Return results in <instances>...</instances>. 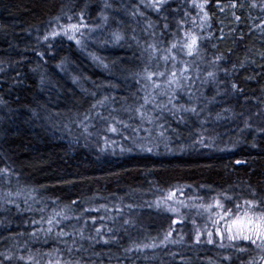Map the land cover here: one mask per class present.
Masks as SVG:
<instances>
[{"label": "trees", "instance_id": "1", "mask_svg": "<svg viewBox=\"0 0 264 264\" xmlns=\"http://www.w3.org/2000/svg\"><path fill=\"white\" fill-rule=\"evenodd\" d=\"M154 2L0 0V264H160L154 248L194 264L159 236L167 213L136 250L32 234L49 220L69 232L61 214L99 229L107 209H153L172 192L231 210L264 201V0ZM192 246L196 264L234 255Z\"/></svg>", "mask_w": 264, "mask_h": 264}, {"label": "rangeland", "instance_id": "2", "mask_svg": "<svg viewBox=\"0 0 264 264\" xmlns=\"http://www.w3.org/2000/svg\"><path fill=\"white\" fill-rule=\"evenodd\" d=\"M170 136V135H169ZM168 136V137H169ZM165 138V137H164ZM185 195L181 196L177 192H172L171 195H168L164 200L160 201L158 207L153 209H137L134 206H127V208L120 207L113 210L112 208L107 209L104 213V216L101 217L102 226L99 229H93L90 227L88 221H84L81 215H72L61 214L58 216L56 224L61 225L64 220L70 221L72 226H70V231L66 232V229H60L56 227L53 230H49L51 224L49 221L44 222L43 228L38 231L33 232V236L38 234L46 235L47 238L44 239L45 242L51 241V235L55 239L63 240L66 238L67 234L75 236L79 244L86 242L87 244H92L100 236V240L104 243L111 244L112 242L118 243L123 247L126 243L132 242L134 249H139V244L142 240L148 241L150 238L156 236L154 233L162 232L163 228L166 227V221L162 219L154 218L156 216H165L167 213L174 218V223L170 225V230L163 232L160 237L165 240L167 236V246L168 247H178L182 257L181 260L187 263H202L205 260H201L196 256L191 258H185V254H195L197 251H201V248L192 246L197 243L198 245H218L221 247L223 244L225 249H228L230 252H233V257H228L226 263L228 264H258L261 259L264 257V251L260 248H257L255 245H251L249 241L242 239H237L229 241L226 236L223 240L221 237L216 234L217 228L223 233L231 220L227 216L223 220L220 219V216L223 214L222 209H219L215 205H210L206 203H198L196 200L198 197L191 196L189 198V203H184ZM223 206V205H222ZM181 209L179 210V208ZM223 208H226L223 206ZM227 209V208H226ZM231 210V209H229ZM233 210V209H232ZM165 211V212H162ZM167 211V212H166ZM177 217V218H176ZM176 219V220H175ZM49 220V219H48ZM218 221V223H214ZM148 226L151 229H148ZM199 226V228H198ZM92 231V232H91ZM208 232H212L213 243L209 244L208 241ZM170 233V235H169ZM107 236H112V238H107ZM197 236H199V242H197ZM106 237V238H104ZM103 238V240H102ZM243 244L251 246L249 249L243 252ZM253 247V248H252ZM143 249V248H142ZM154 254L152 255V262L160 264H169V257L164 254L163 249L154 248ZM55 255V253H48L46 255ZM218 252L213 253V257L210 258V264H219L216 259ZM239 254H241L243 261H241ZM238 255V256H237ZM42 254H38L35 258H38V262H42ZM158 257L160 261H158ZM47 258V257H46ZM222 258L225 259L226 255H222ZM207 261V260H206ZM60 260H55L54 262H48L49 264H67L60 263ZM43 263V262H42ZM47 264V263H46Z\"/></svg>", "mask_w": 264, "mask_h": 264}, {"label": "snow or ice", "instance_id": "3", "mask_svg": "<svg viewBox=\"0 0 264 264\" xmlns=\"http://www.w3.org/2000/svg\"><path fill=\"white\" fill-rule=\"evenodd\" d=\"M161 3H163V0H156V2H154L150 6L158 9ZM197 7H199L201 11H203V5H197ZM232 7L235 8L236 4L234 3ZM82 18L83 17L81 16V19ZM236 19L239 20L240 18L237 16ZM207 20L208 14L207 12H204L202 17V23L206 22ZM80 27L81 25L78 24H70L64 30V34L68 35L69 39H75V33L79 32ZM69 32H71L72 34L69 35ZM56 35H58V33H52V36ZM114 36L117 40L121 38L119 34H114ZM45 39H47V37H45ZM76 43L79 44L80 41L77 40ZM196 43L197 37L195 35H192L190 37V41L184 45V47L188 49L189 54H192ZM173 47H175V45H173ZM217 59H219V57H217ZM152 75L153 74L149 73L147 78L150 80L152 78ZM208 75L212 77L214 74L210 72L208 73ZM235 87L236 85H233V88ZM145 103H147V100H145ZM137 111H139V109ZM112 130L115 131V129ZM200 142L203 143V140H201ZM148 151H151V149L149 148ZM216 207L222 209L223 214L220 216L221 220H223L225 216H227L228 219L231 220V224L227 226L225 232L222 233L220 229L217 228L216 234L221 237V240H223L225 236L229 241L242 239L245 241H249L251 245H255L257 248H260L262 251H264V201L245 200L243 206L240 204H236L233 210H229L223 208L220 201L217 200ZM51 223L52 221L49 220V224ZM214 223H218V221H214ZM207 235V242L209 244L213 243V233L208 232ZM165 240H167V236L165 237ZM197 242H199V236H197ZM223 246L224 245L221 244V247Z\"/></svg>", "mask_w": 264, "mask_h": 264}, {"label": "water", "instance_id": "4", "mask_svg": "<svg viewBox=\"0 0 264 264\" xmlns=\"http://www.w3.org/2000/svg\"><path fill=\"white\" fill-rule=\"evenodd\" d=\"M261 264H264V260L262 261V263Z\"/></svg>", "mask_w": 264, "mask_h": 264}]
</instances>
